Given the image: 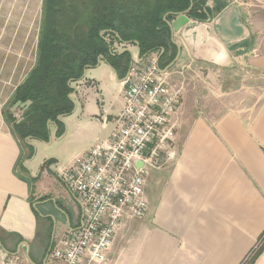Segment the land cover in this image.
I'll use <instances>...</instances> for the list:
<instances>
[{"label": "crops", "instance_id": "0c3cea01", "mask_svg": "<svg viewBox=\"0 0 264 264\" xmlns=\"http://www.w3.org/2000/svg\"><path fill=\"white\" fill-rule=\"evenodd\" d=\"M31 1L41 13L42 0ZM6 28L0 47L13 43ZM172 38L180 54L164 76L182 96L172 116L175 156L148 170L147 212L123 219L107 264H241L264 232V87L251 82L264 79V0H227L207 21L189 18ZM18 59L0 51V63ZM117 77L103 59L87 67L73 111L61 117L63 132L49 125V143L13 136L2 110L22 80L9 92L0 83V264L7 253L42 264L53 239L78 225L81 203L59 172L110 133L124 105ZM65 139L67 156L50 148ZM251 264H264V249Z\"/></svg>", "mask_w": 264, "mask_h": 264}, {"label": "built area", "instance_id": "2783aa9c", "mask_svg": "<svg viewBox=\"0 0 264 264\" xmlns=\"http://www.w3.org/2000/svg\"><path fill=\"white\" fill-rule=\"evenodd\" d=\"M127 44L115 42L113 50L121 45L119 51H123L129 48ZM131 51L121 82L124 105L114 117L110 133L59 172L66 188L79 199L82 212L74 229L53 239L42 264H107L123 219L141 218L147 212L144 187L148 170L175 156L172 116L181 105L180 89L160 72L159 53L140 56ZM263 241L264 232L241 264ZM1 264L31 263L7 253Z\"/></svg>", "mask_w": 264, "mask_h": 264}, {"label": "trees", "instance_id": "16d2710c", "mask_svg": "<svg viewBox=\"0 0 264 264\" xmlns=\"http://www.w3.org/2000/svg\"><path fill=\"white\" fill-rule=\"evenodd\" d=\"M226 5L227 0H213L212 7L207 0H42L34 64L2 110L11 133L21 143L29 138L48 141L52 123L62 133L58 117L73 111L71 83L87 67L102 58L119 78L125 76L131 54L113 51L115 42L137 43L140 56L158 51L164 69L177 53L168 22L185 11L190 19L207 21ZM14 106L21 108L19 118L11 115ZM28 149L31 156L33 147ZM263 249L264 241L245 264Z\"/></svg>", "mask_w": 264, "mask_h": 264}, {"label": "rangeland", "instance_id": "374dc122", "mask_svg": "<svg viewBox=\"0 0 264 264\" xmlns=\"http://www.w3.org/2000/svg\"><path fill=\"white\" fill-rule=\"evenodd\" d=\"M19 1V0H18ZM13 2V0H10ZM11 10V11H10ZM10 11V12H9ZM40 11L37 6L30 0H26L25 4H18L15 6L8 7L4 5L3 0H0V26L6 25L4 34L6 37H12L11 46L0 47V51H5L10 53L12 57H19L20 59L15 61H7L0 63V68L2 75L0 76V83L5 85V90L8 92L13 89V87L22 80L24 75L28 72L30 67L34 64L35 61V45L37 40V24L40 18ZM20 26L26 27V34L22 33L23 31H15L19 29ZM11 28V29H10ZM16 35V36H15ZM23 37V38H21ZM25 38V39H24ZM133 44H127L125 47H132ZM122 46L114 47L113 51H119ZM159 53L158 51H156ZM176 68L175 64L171 66L168 70L172 71V68ZM174 70V69H173ZM82 79V78H81ZM80 79V80H81ZM80 80L72 82V86H76ZM252 86H258L259 90L264 87V79L252 77ZM174 83H177L173 79ZM94 87V85L92 86ZM91 87V88H92ZM262 91V90H261ZM257 91V92H261ZM72 98L74 95L71 96ZM11 115L14 118H19L21 116V108L14 106L10 109ZM15 114L17 116H15ZM66 131V126H65ZM70 139L66 140L61 144V142H53L50 148L53 150L66 151L63 152V156H67L70 153L72 146L70 145Z\"/></svg>", "mask_w": 264, "mask_h": 264}, {"label": "water", "instance_id": "95a60500", "mask_svg": "<svg viewBox=\"0 0 264 264\" xmlns=\"http://www.w3.org/2000/svg\"><path fill=\"white\" fill-rule=\"evenodd\" d=\"M186 12L187 11H185V12H183V13H181V14H178V15H176V17L172 20V21H170V22H168V25H169V27H170V29H171V33H173L174 31H177L180 27H182L184 24H186L188 21H189V17L186 15ZM116 36H117V34H116ZM118 37V36H117ZM171 40L173 41V38H172V34H171ZM135 44V47H136V52H137V55H139V48H138V45H137V43H134ZM177 45V44H176ZM125 50H127V51H129L130 52V54L132 53V51H131V49H129V48H126ZM179 54H180V47H179V45H177V53H176V55H175V57H174V59L164 68V69H160V72L161 73H165L166 71H167V69H169L174 63H175V61L178 59V57H179ZM102 58H100L99 60H98V62L101 60ZM158 60H159V56H158ZM125 77V76H124ZM124 77L123 78H116L117 79V81H119V82H122V80L124 79ZM126 88H128V84L127 83H125V85H124ZM72 87H74V91H75V86H72ZM74 94V92L73 93H71L70 94V97L72 96ZM72 98V97H71ZM73 100V99H72ZM73 102H74V100H73ZM74 105H75V103H74ZM75 107V106H74ZM63 116V115H62ZM62 116H59L58 118L61 120V117ZM53 124V123H52ZM50 125V124H49ZM57 133V127H56V131H55V134ZM53 135V138H57L56 137V135ZM50 140H51V136H49V139H48V141H44L45 143H49L50 142ZM31 264H33V263H31Z\"/></svg>", "mask_w": 264, "mask_h": 264}]
</instances>
